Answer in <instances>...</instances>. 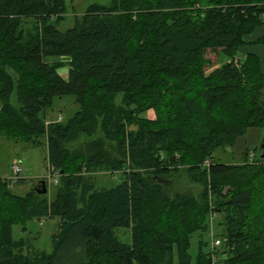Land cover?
<instances>
[{"label":"trees","instance_id":"trees-1","mask_svg":"<svg viewBox=\"0 0 264 264\" xmlns=\"http://www.w3.org/2000/svg\"><path fill=\"white\" fill-rule=\"evenodd\" d=\"M67 11L0 0V138L45 146L59 181L50 200L0 177V264H191L215 215L220 245L200 240L195 264H264V148L217 153L264 128L259 59L239 54L264 0H111L62 32ZM65 97L79 110L51 122ZM99 171L122 178L99 189ZM32 220L57 221L52 252L14 239Z\"/></svg>","mask_w":264,"mask_h":264},{"label":"rangeland","instance_id":"rangeland-1","mask_svg":"<svg viewBox=\"0 0 264 264\" xmlns=\"http://www.w3.org/2000/svg\"><path fill=\"white\" fill-rule=\"evenodd\" d=\"M111 0H67V14L64 22L60 25V30L65 32L75 25L76 19L83 17L92 4L109 5ZM226 57H223V63L227 61ZM63 68L61 69L62 72ZM69 70V68H68ZM79 110V106L75 104L72 97H65L57 100L53 108L49 111L50 121H58L61 117L63 121H67L71 116ZM264 142V128H250L247 134L239 137L233 148H226L225 150H219L217 153L220 158L224 161L239 162L242 159L243 154L247 151L250 152L251 159H255L257 156V150L261 147ZM21 140H6L0 138V170H5L3 173L9 172L8 164L14 157H19L21 173L20 178H23L26 184L21 185L14 183L13 192L18 196H25L28 192L38 186L41 180H47L48 182V193L46 196L50 199H54L55 186L58 181V175L48 170V150L44 147H25ZM15 146V147H14ZM16 160V159H14ZM17 161V160H16ZM12 164V163H11ZM10 164V165H11ZM1 172V173H2ZM13 174V168L11 175ZM97 184L99 189L109 188L115 186L122 178L121 174H110L106 171L97 172ZM14 181H17L14 180ZM57 181V182H56ZM13 185V183H12ZM173 191H184L188 189L189 185L186 182L174 183L170 186ZM196 191L198 188H196ZM192 190V189H191ZM172 191V192H173ZM222 220L221 216H212L210 219V231L202 236L198 234L192 238V247L190 249V255L192 256V263L195 264L199 241L204 240L209 244L208 250L212 248L213 242L217 239L218 233L222 229L218 225V221ZM27 234L23 233L22 226L15 225L13 227V237L15 240H19L24 237H30L34 248L38 251H44L47 253L53 250V236L59 232L58 223L55 220H43L41 222L32 220L27 223ZM31 235V236H30ZM117 236L123 243L131 244V235L127 237V233L124 229L117 230ZM212 238L214 239L212 242ZM212 244V245H211ZM207 250V251H208ZM174 264H179L177 255L174 259Z\"/></svg>","mask_w":264,"mask_h":264},{"label":"crops","instance_id":"crops-1","mask_svg":"<svg viewBox=\"0 0 264 264\" xmlns=\"http://www.w3.org/2000/svg\"><path fill=\"white\" fill-rule=\"evenodd\" d=\"M263 37H264V26H261V27H258L251 35H248L245 38L246 41H247V45L240 48L239 54H240V56H246V55H254V56H256L259 59L261 72H262V74L264 76V44H256V42L259 39L263 38ZM61 69L59 70L60 75L63 78L67 79L68 78V74H69L68 67H64L62 72H61ZM60 119H61V117H60ZM23 144H24L23 146H25V147H28V148L31 147V146H29V145H27L25 143H23ZM0 156H1V154H0ZM14 159H16L17 161L14 160ZM18 161H19V157L16 158V157L13 156V159H11V161L8 164V167H9L8 169H10L8 174L7 173H3L5 170H0V177H2V178H11L12 176L10 177V175H11L12 168L15 165H20L21 164ZM21 179L24 180L23 178H21ZM21 185H24V184H21Z\"/></svg>","mask_w":264,"mask_h":264},{"label":"water","instance_id":"water-1","mask_svg":"<svg viewBox=\"0 0 264 264\" xmlns=\"http://www.w3.org/2000/svg\"><path fill=\"white\" fill-rule=\"evenodd\" d=\"M261 148H264V142L261 145ZM34 190L39 194V195H46L48 193V187H47V183L45 180H41L38 183V186L36 188H34Z\"/></svg>","mask_w":264,"mask_h":264},{"label":"built area","instance_id":"built-area-1","mask_svg":"<svg viewBox=\"0 0 264 264\" xmlns=\"http://www.w3.org/2000/svg\"><path fill=\"white\" fill-rule=\"evenodd\" d=\"M20 173H21V167H20V165H15L13 167V174H12V177L10 179L11 180L17 179L19 177ZM214 245L218 247L220 245V241H216Z\"/></svg>","mask_w":264,"mask_h":264}]
</instances>
